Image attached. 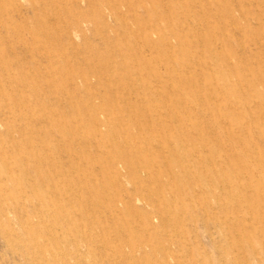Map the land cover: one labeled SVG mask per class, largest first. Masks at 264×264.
I'll return each instance as SVG.
<instances>
[{"label": "rangeland", "instance_id": "374dc122", "mask_svg": "<svg viewBox=\"0 0 264 264\" xmlns=\"http://www.w3.org/2000/svg\"><path fill=\"white\" fill-rule=\"evenodd\" d=\"M0 264H264V0H0Z\"/></svg>", "mask_w": 264, "mask_h": 264}, {"label": "bare ground", "instance_id": "6f19581e", "mask_svg": "<svg viewBox=\"0 0 264 264\" xmlns=\"http://www.w3.org/2000/svg\"><path fill=\"white\" fill-rule=\"evenodd\" d=\"M63 8H64V7H63ZM105 100H106V99H105ZM106 101H107V100H106ZM143 106H144V105H143ZM149 131L151 132V130H149ZM95 146H96V145H95ZM161 147H162V146H161ZM3 171H4V170H3ZM115 193H116V192H115ZM120 204H121V203H120ZM111 220H112V219H111ZM111 220H110V221H111ZM147 220H148V219H147ZM130 222H131V221H130ZM132 231H133V230H132Z\"/></svg>", "mask_w": 264, "mask_h": 264}]
</instances>
